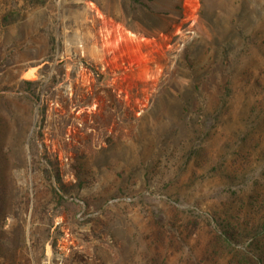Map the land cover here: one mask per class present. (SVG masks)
Returning <instances> with one entry per match:
<instances>
[{
    "label": "rangeland",
    "instance_id": "374dc122",
    "mask_svg": "<svg viewBox=\"0 0 264 264\" xmlns=\"http://www.w3.org/2000/svg\"><path fill=\"white\" fill-rule=\"evenodd\" d=\"M140 1L0 0V264L264 243V0ZM82 87L102 123L63 155ZM225 227L243 243L220 249Z\"/></svg>",
    "mask_w": 264,
    "mask_h": 264
},
{
    "label": "bare ground",
    "instance_id": "6f19581e",
    "mask_svg": "<svg viewBox=\"0 0 264 264\" xmlns=\"http://www.w3.org/2000/svg\"><path fill=\"white\" fill-rule=\"evenodd\" d=\"M91 8V7H90ZM93 15V14H92ZM94 18V17H93ZM118 43V42H117ZM94 46V45H93ZM83 48V47H82ZM87 48V47H86ZM98 48V47H97ZM92 49V48H91ZM84 50V49H83ZM94 50V49H93ZM97 50V49H96ZM95 50V51H96ZM100 50H102V49H100ZM115 50L116 49H112V52H115ZM84 51H86V50H84ZM98 51H99V48H98ZM89 52V51H88ZM92 52V51H91ZM105 50H104V52L102 53V55L104 56L105 55ZM93 54V53H92ZM89 55V54H88ZM101 55V56H102ZM99 56V55H98ZM100 56V57H101ZM95 57V56H94ZM97 58H99V57H97ZM96 57L94 58L95 60L97 59ZM102 58V57H101ZM104 58V57H103ZM102 58V59H103ZM101 60V59H100ZM84 88L85 87H82V88H79L78 90H80V92H82L83 90H84ZM79 98H81V97H79ZM97 98V97H96ZM101 99V98H100ZM99 98H98V100H100ZM82 100L83 101H81V102H78V107L81 109V110H83V112H81L80 113V111H78V115H75L74 117H73V119L76 121V122H78L79 123V127L75 124V123H72L71 124V126L69 127V139H70V141L69 142H67V143H60L58 140H57V142L55 141V142H53L54 143V148L56 149V151L58 150L60 153H62V152H64L63 151V149H66L65 148V146L69 149V147L71 146V141L73 142V141H78V140H83L84 142L85 141H87V139L89 138V135H88V133H86V130H87V128L89 129L90 127V123H89V118H93V119H95L97 122H99L100 123V125H101V123H102V120H101V113H100V110H101V105H99V110L97 111V110H95V113H92V114H89L87 111H84L85 109H87L88 108V106H90V105H88L87 106V104H86V101H85V99H83V97H82ZM96 101V100H95ZM96 105V104H95ZM94 106V105H93ZM92 107V105L90 106V108ZM95 107V106H94ZM93 108V107H92ZM98 108V107H97ZM79 110V109H78ZM89 110H91V109H89ZM97 111V112H96ZM95 121V122H96ZM96 126V125H95ZM104 126V125H103ZM99 129H101V128H99ZM88 131V130H87ZM96 131V130H95ZM100 131V130H99ZM98 132V131H97ZM102 133V132H101ZM60 137V136H59ZM56 138V137H55ZM68 139V140H69ZM79 142V141H78ZM71 148V147H70ZM58 152V153H59ZM65 152H67V151H65ZM63 154V153H62ZM64 155V154H63Z\"/></svg>",
    "mask_w": 264,
    "mask_h": 264
},
{
    "label": "trees",
    "instance_id": "16d2710c",
    "mask_svg": "<svg viewBox=\"0 0 264 264\" xmlns=\"http://www.w3.org/2000/svg\"><path fill=\"white\" fill-rule=\"evenodd\" d=\"M133 1L142 3V1L140 0H133ZM146 6L150 8L148 5ZM220 235L221 237H218L219 238L218 247L222 250H226L228 248H234L237 244L243 243V240L241 239L242 237H235V233L232 232L227 227H225V229L222 230ZM256 238L259 237H251L250 240L245 245V247H249L250 245H253L256 248V250L251 249L253 250V252L252 251L250 252L251 254L250 257L248 256L246 258L245 254H243L241 257H237V259L232 264H264V243L261 242L262 239L260 238L256 239ZM244 259H246V262H243Z\"/></svg>",
    "mask_w": 264,
    "mask_h": 264
},
{
    "label": "water",
    "instance_id": "95a60500",
    "mask_svg": "<svg viewBox=\"0 0 264 264\" xmlns=\"http://www.w3.org/2000/svg\"><path fill=\"white\" fill-rule=\"evenodd\" d=\"M82 94L84 95V99H86V98L88 97V95H89V93H88L87 90H84V91L82 92Z\"/></svg>",
    "mask_w": 264,
    "mask_h": 264
}]
</instances>
